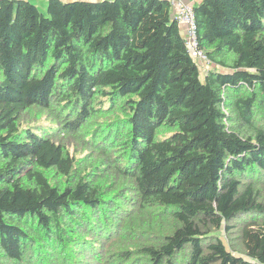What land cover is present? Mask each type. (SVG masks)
I'll list each match as a JSON object with an SVG mask.
<instances>
[{
  "label": "trees",
  "instance_id": "16d2710c",
  "mask_svg": "<svg viewBox=\"0 0 264 264\" xmlns=\"http://www.w3.org/2000/svg\"><path fill=\"white\" fill-rule=\"evenodd\" d=\"M170 9L0 0V264L66 250L65 264L86 245L100 264L103 239L115 264H264V0L192 5L202 75ZM29 111L61 132L116 118L86 131L96 156L80 159ZM131 205L170 226L126 230Z\"/></svg>",
  "mask_w": 264,
  "mask_h": 264
},
{
  "label": "rangeland",
  "instance_id": "374dc122",
  "mask_svg": "<svg viewBox=\"0 0 264 264\" xmlns=\"http://www.w3.org/2000/svg\"><path fill=\"white\" fill-rule=\"evenodd\" d=\"M37 6L40 10H44V8H45L38 3H37ZM170 11L172 13V11H173L172 6H171ZM210 68H213L211 63H208V64L199 63V70H200L201 75L203 73H205ZM34 114H33V112L29 111V113L26 115V119L24 121V124L35 123V125L41 127L42 130H43V128H46L47 131H50V135L52 136L53 139L64 144V146L66 147V149H68L70 154H72L73 156L80 158V159H84V158L93 159V156H96V154L94 153L95 152L94 148L91 147V143L89 141H87V139H89V135L86 134V131L94 129V127H96V125L100 122H104V121L111 122L114 118H116L115 115L112 114V112H108L103 116L95 117L94 121L96 122V124H93L92 122H89V120H88L83 125L81 131H79L81 128V126H80V128L78 130H76L75 132L66 131V130H64V132L63 131L61 132V131H59L57 126L55 124H53V122L51 120H49L50 118L47 115L42 113L40 116L37 117ZM160 134L161 135L167 134V132L162 130L160 132ZM101 136H103V135H101ZM82 164L87 166V164H85V161H82ZM130 207H131L130 208V220L131 221L125 222L127 220V218L126 219L123 218V220H122L123 226H125L126 230L130 231L133 227H138L139 225H143L147 221L152 222L153 219H154V222H156V225L154 227V230L156 232L159 230H163L164 228L167 229L170 226L168 223V220L163 221L160 218H158L159 214L154 209H153L154 211H152V212H149V211L146 212L145 211V213L143 214V211L141 209H139L137 206L131 205ZM137 209H138L139 213L136 212ZM231 225H233V226H232V228H230L228 233H226V230H224V227H223V230L221 232H219V237L225 243L227 248H229V242L232 239H233L232 240L233 242L236 241L235 237L237 235L236 232L238 230V226H235V225H238L237 220H234L231 223ZM87 242L90 243V241H88V240H87ZM99 243L104 244V249L106 247L109 248L112 246V250L110 251L111 253L107 254L103 258V260L100 264H115L112 261V259L114 256H116V254H118L117 251L119 249H121L119 247L115 248L118 243L117 244L116 243H109L107 239H103ZM52 252H54V257H57V259L54 263L60 264L59 259L65 255L66 250H63V251L61 250L59 252L55 250ZM90 253H92V249L90 248L89 245L84 246L80 251H78V248H77V251L70 250V258H71L72 262H70V260L67 258V261L65 264H70V263L71 264H92V262L95 260L93 257L90 256ZM135 255H137V254H133V256H135ZM63 260H66V259H63ZM122 264H128V261L126 263H122Z\"/></svg>",
  "mask_w": 264,
  "mask_h": 264
},
{
  "label": "built area",
  "instance_id": "2783aa9c",
  "mask_svg": "<svg viewBox=\"0 0 264 264\" xmlns=\"http://www.w3.org/2000/svg\"><path fill=\"white\" fill-rule=\"evenodd\" d=\"M169 2L173 7L172 15L177 20L180 29L182 27L181 32L189 55L196 61L198 66L199 63H210L206 53L198 45L192 5L183 0H169Z\"/></svg>",
  "mask_w": 264,
  "mask_h": 264
},
{
  "label": "crops",
  "instance_id": "0c3cea01",
  "mask_svg": "<svg viewBox=\"0 0 264 264\" xmlns=\"http://www.w3.org/2000/svg\"><path fill=\"white\" fill-rule=\"evenodd\" d=\"M31 1L35 2L36 4L38 3L42 5L43 7H45L47 0H31ZM183 1L188 2L193 5L196 1H199V0H183ZM181 30H182V27H181Z\"/></svg>",
  "mask_w": 264,
  "mask_h": 264
},
{
  "label": "clouds",
  "instance_id": "9594fccd",
  "mask_svg": "<svg viewBox=\"0 0 264 264\" xmlns=\"http://www.w3.org/2000/svg\"><path fill=\"white\" fill-rule=\"evenodd\" d=\"M188 3V2H187ZM190 4V3H189ZM192 5V4H191Z\"/></svg>",
  "mask_w": 264,
  "mask_h": 264
}]
</instances>
